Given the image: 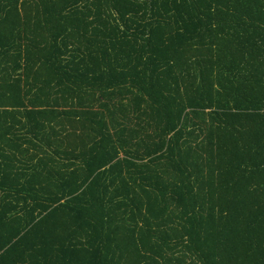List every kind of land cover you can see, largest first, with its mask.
<instances>
[{
	"label": "trees",
	"instance_id": "16d2710c",
	"mask_svg": "<svg viewBox=\"0 0 264 264\" xmlns=\"http://www.w3.org/2000/svg\"><path fill=\"white\" fill-rule=\"evenodd\" d=\"M0 264H264V0H0Z\"/></svg>",
	"mask_w": 264,
	"mask_h": 264
}]
</instances>
